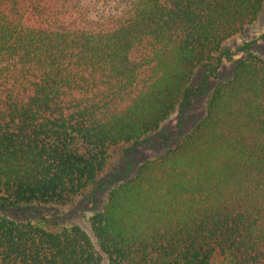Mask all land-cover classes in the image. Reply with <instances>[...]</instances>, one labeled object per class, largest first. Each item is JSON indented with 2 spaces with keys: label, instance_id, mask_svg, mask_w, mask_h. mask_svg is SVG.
Wrapping results in <instances>:
<instances>
[{
  "label": "trees",
  "instance_id": "16d2710c",
  "mask_svg": "<svg viewBox=\"0 0 264 264\" xmlns=\"http://www.w3.org/2000/svg\"><path fill=\"white\" fill-rule=\"evenodd\" d=\"M264 0H0V205H66L110 147L159 129ZM204 74L203 83L206 82ZM49 229L0 216V264H264V57L248 51L174 147Z\"/></svg>",
  "mask_w": 264,
  "mask_h": 264
},
{
  "label": "rangeland",
  "instance_id": "374dc122",
  "mask_svg": "<svg viewBox=\"0 0 264 264\" xmlns=\"http://www.w3.org/2000/svg\"><path fill=\"white\" fill-rule=\"evenodd\" d=\"M248 51L264 57V4L257 19L243 27L236 35L227 39L222 46L221 60L214 73L198 68L192 78L191 87L195 94L189 105L180 108L159 129L142 137L137 142H126L108 150L106 167L98 176L95 185L87 189L74 202L60 205H0V216L14 220L39 222L49 229H60L79 225L96 243L90 226L91 216L102 210L112 187L131 178L146 160L153 159L190 132L206 113L208 96L217 83L232 76L235 63ZM204 74H207L203 83Z\"/></svg>",
  "mask_w": 264,
  "mask_h": 264
}]
</instances>
